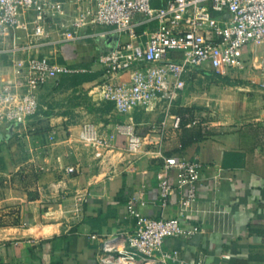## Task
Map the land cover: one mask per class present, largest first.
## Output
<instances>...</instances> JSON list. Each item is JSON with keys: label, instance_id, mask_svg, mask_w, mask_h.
I'll list each match as a JSON object with an SVG mask.
<instances>
[{"label": "crops", "instance_id": "crops-1", "mask_svg": "<svg viewBox=\"0 0 264 264\" xmlns=\"http://www.w3.org/2000/svg\"><path fill=\"white\" fill-rule=\"evenodd\" d=\"M75 1L67 0V20L77 15ZM83 34L63 41L55 28L39 51L86 72L83 82L91 92L103 77L101 57L117 37L110 26ZM251 50L248 46L245 52ZM5 60L0 57V81L16 77ZM200 71L207 77L194 72L201 75L194 84L207 87L211 99L182 113L193 105L185 102V88L171 108L159 100L115 122L92 120L86 108L79 110L83 115L75 114L76 108L46 111L43 101L51 80L38 91L36 120L0 126L4 136L14 134L17 126L27 129L19 139L35 150L29 158L20 154L10 162L12 153L4 143L9 137L0 139V216L8 222L0 226V264H98L96 252L106 235L134 229L136 218L127 209L133 198L142 213L179 217L190 229L189 235L165 240L166 248L179 254L170 264H264V91L240 78L244 74L239 76L243 80L211 83L212 72ZM179 113L183 123L175 127L173 114ZM124 120L135 122L143 137L136 152H129L117 134L116 123ZM85 122L111 138L100 156L97 143L79 137ZM170 156L203 163L193 200L176 188L162 200L161 182L167 178L172 183L173 171L165 168ZM71 166L74 171H68Z\"/></svg>", "mask_w": 264, "mask_h": 264}, {"label": "built area", "instance_id": "built-area-1", "mask_svg": "<svg viewBox=\"0 0 264 264\" xmlns=\"http://www.w3.org/2000/svg\"><path fill=\"white\" fill-rule=\"evenodd\" d=\"M72 5L77 15L67 20V0H0V56L16 69L14 79L0 81V126H16L36 114L38 91L51 80L78 72L39 51L55 28L63 41L84 37L88 28H114L117 39L101 57L98 93L120 115L159 100L171 108L194 72L227 74L242 67L246 47L264 42V0H162L157 5L153 0H78ZM257 85L264 91V59ZM182 123L183 117L173 114V126ZM116 131L129 152L142 146L132 120L117 122ZM79 137L98 144L97 156L111 141L93 122L82 124ZM165 168L173 176L172 183L167 178L161 182L162 200L174 188L193 200L203 163L170 156ZM137 205L134 198L127 204L136 218L134 229L106 235L96 252L98 264H170L179 259L165 240L189 235L190 229L179 217L146 215Z\"/></svg>", "mask_w": 264, "mask_h": 264}, {"label": "rangeland", "instance_id": "rangeland-1", "mask_svg": "<svg viewBox=\"0 0 264 264\" xmlns=\"http://www.w3.org/2000/svg\"><path fill=\"white\" fill-rule=\"evenodd\" d=\"M161 0H153L155 4H159ZM68 12V10H67ZM249 47L252 48V50L249 53H244V62L242 64V67H236L232 70H230L229 73L221 75L215 72H212L213 75H209L211 77V83H217V82H227L229 83L230 80L233 78H236L238 80H243L240 78H246L250 80L251 87L254 88L257 86V79L258 75L260 73V67L262 65L263 59H264V42L259 44H251ZM1 58H6L5 56H0ZM7 60V58H6ZM5 60V61H6ZM8 61V60H7ZM5 65H13L11 61H8ZM15 68V67H14ZM200 74L206 75L203 71H199ZM16 73V69H15ZM198 73H194L191 75L190 78H188V84L185 87V94H186V101L185 102H191V106H186L183 108H194L196 106V102L202 101V100H209L211 99L210 93L207 92V87H202L200 82L196 81V85L194 84V80L201 76ZM240 74H244L245 77H240ZM232 75L234 77H232ZM237 76V77H236ZM14 77V76H13ZM86 72H76L74 75H68L60 77L59 79L52 82L51 88L49 89V94L45 97L43 103L48 108L57 106L61 107L65 110H68L69 108L75 111V114L83 115V112H80L79 110H83V108H86V116L91 118L92 120H101V121H110L115 122L119 119H125L126 116L120 115L115 111L114 105L111 102H107L104 99H102L98 93V89L95 91H89V88H87L84 85L83 80L87 79ZM232 78V79H231ZM220 80V81H219ZM9 81V80H6ZM205 84V83H203ZM181 102V101H178ZM179 104V103H178ZM180 108V106H179ZM36 115V114H35ZM33 120H36L37 118L33 116ZM19 125V124H18ZM16 127V126H14ZM13 127V128H14ZM35 130V129H34ZM27 131L25 128H21L17 126L15 129V133L11 135H3L2 131H0V139L3 141L5 138L3 137H9L4 141L5 145H8V148L11 150V160L14 162L15 158L17 159L20 154H22V158H29L30 153L34 154L35 150H30L29 147L26 148V141L23 139H19L21 137V133H24ZM15 135L16 138L12 140V136ZM32 148H34V145H30ZM1 149V145H0ZM28 166V163H25L22 168H25ZM3 167V164H1L0 161V169ZM8 222H4L3 219L0 216V226L6 225Z\"/></svg>", "mask_w": 264, "mask_h": 264}, {"label": "trees", "instance_id": "trees-1", "mask_svg": "<svg viewBox=\"0 0 264 264\" xmlns=\"http://www.w3.org/2000/svg\"><path fill=\"white\" fill-rule=\"evenodd\" d=\"M153 3H154V2H153ZM160 3H161V2H160ZM160 3H159V4H160ZM154 4H155V3H154ZM155 5H157V4H155ZM73 75H74V74H73ZM185 110H189V109H188V108H186V109H185V108H182V109H180L179 112L182 113V112H184ZM180 113H179V114H180ZM181 116H182V115H181Z\"/></svg>", "mask_w": 264, "mask_h": 264}]
</instances>
